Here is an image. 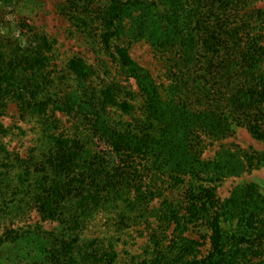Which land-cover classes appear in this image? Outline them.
<instances>
[{
  "label": "trees",
  "instance_id": "obj_1",
  "mask_svg": "<svg viewBox=\"0 0 264 264\" xmlns=\"http://www.w3.org/2000/svg\"><path fill=\"white\" fill-rule=\"evenodd\" d=\"M263 2L111 0L93 22L104 51L135 81L127 100L118 82L94 87L98 72L84 58L49 71L46 36L9 53L0 41V264H115L118 235L147 217L168 183L185 190L184 201L165 198L166 229L154 230L153 251L138 264H264L261 185L218 196V183L264 168V148L223 146L204 157L210 142L240 129L264 143ZM85 13L74 18L90 32ZM141 41L166 58L168 85L133 57ZM12 105L40 129L27 157L16 148L23 125H5ZM34 214L40 220L30 223ZM101 215L107 228L91 231ZM172 227L167 245L161 229ZM201 227L204 242L186 236Z\"/></svg>",
  "mask_w": 264,
  "mask_h": 264
},
{
  "label": "rangeland",
  "instance_id": "obj_2",
  "mask_svg": "<svg viewBox=\"0 0 264 264\" xmlns=\"http://www.w3.org/2000/svg\"><path fill=\"white\" fill-rule=\"evenodd\" d=\"M110 1L0 0V41L7 45L9 53L18 49L20 44L24 45L23 42L35 34L46 36L52 44L51 51L53 52V60L51 66H49V71H54L55 69L62 71L72 59L76 57L84 58L98 72L94 87L106 88L107 85L118 82L124 87L122 98L127 100L131 97L127 95L130 94V91L134 94L137 92L135 81L121 74L122 71L117 66V63L104 51L99 37V25L93 22L99 12L110 5ZM258 6L264 8V2L259 3ZM83 12L87 13H85V17L91 16L92 18L89 21L91 25L90 32L89 30L82 31L77 28L74 17H82L79 16V13ZM132 55L141 65L149 69L160 83L169 84L170 81L166 78V73L169 69L166 58L154 49L150 43L141 41L134 44ZM68 77L71 78V76ZM65 82L66 84L62 86L71 84L69 80ZM116 118H118L117 115ZM19 120L20 117L16 106L12 105L8 112V117L5 119V125L9 127L18 122V125H23L25 131L23 134L24 138L22 142H16V148L22 146L21 151L27 157L31 152V148L36 145L35 143L40 137L38 135L40 129L35 122L23 123ZM125 120H130V117L127 116ZM210 144L204 154L207 160L215 158L223 146L240 151L261 150L264 148V143L255 139L246 129H240L235 136L227 140L210 142ZM246 182H257L264 191V168H257L242 176L230 177L218 183L219 198L225 200L231 195L235 187ZM163 189L165 190V195L162 198L156 196L151 205L147 204V207L150 209L147 217L132 221L130 226L124 227L122 234L118 235L116 249L118 250L119 257L115 264H138L153 251L152 235L154 230L164 227L162 226L163 223L159 218L158 211L162 208L165 198L177 203L184 201L185 190L182 188L172 187L168 183L164 185ZM39 220L40 217L34 214L30 223H35ZM108 223V217L101 215L93 223L99 224L100 227L93 228L91 225L90 230L101 232L107 228L105 225ZM44 225L47 229H51L54 226L51 223H45ZM164 228L166 229V227ZM165 229H161V231H164L161 237L163 242L168 245V242L175 237L174 233L176 232L174 227L168 230ZM207 232L204 227H201L198 230L192 229L186 236L204 242L202 236L207 235ZM208 242L202 248L203 253L201 257L207 256L210 251L211 245L210 241Z\"/></svg>",
  "mask_w": 264,
  "mask_h": 264
}]
</instances>
